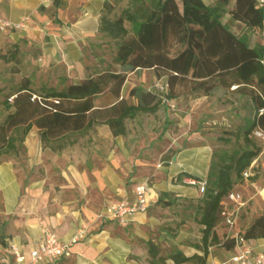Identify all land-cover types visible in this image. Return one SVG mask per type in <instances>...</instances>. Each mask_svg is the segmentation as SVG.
Wrapping results in <instances>:
<instances>
[{"label":"crops","instance_id":"0c3cea01","mask_svg":"<svg viewBox=\"0 0 264 264\" xmlns=\"http://www.w3.org/2000/svg\"><path fill=\"white\" fill-rule=\"evenodd\" d=\"M62 1L64 5L54 10L50 8L51 0H0V18L13 26L0 31V54L18 50L23 66L21 73L11 74L12 77L39 80L51 72L50 78L55 81L69 77L78 83L87 75L88 50L95 47L93 41L99 35V17L105 0ZM40 6L45 10L40 11ZM252 30L264 32V26ZM256 45L264 47L260 43L251 46ZM33 65L38 69L35 78L28 74V67ZM58 71H63V76ZM94 106L97 107L95 100ZM87 133L93 134L85 136L84 144H79L78 137L82 135L76 136L73 145L49 155L38 129L33 127L23 142L29 158L27 170L19 169L13 158L1 161L0 234L5 246L0 243V264H17L8 250L11 243L20 250L21 264H31L29 253L37 248L46 229L55 232L59 240L68 241L81 226L86 227V235L72 246L71 256L36 264H174L163 249L168 245L171 223L163 216V204L157 200L162 198L167 203L169 198L179 201L180 197H195V189L172 184V179L187 173L181 182L185 183L190 176L204 177L205 162L199 170L195 164H183L184 160L177 156L157 168L149 155L133 153L131 146L137 145L136 140L129 143L123 136L114 137L104 124L94 125ZM146 181L151 205L145 213L136 214L122 225L106 217L109 204L124 198L133 201L135 186ZM262 188L259 194L264 191ZM258 209L263 212L249 214L244 227L264 213V203ZM253 213H257V208H253ZM197 226L201 231L202 226ZM221 230L225 229L216 228L219 237ZM181 236L185 237L179 232L170 237L177 248L170 246L168 255L175 252H181L183 257L202 255L196 245H179ZM248 245L256 253H264V238L251 240ZM150 247L157 251L154 258ZM241 248L237 245L231 251L223 249L226 255L220 257L210 247L205 264H225Z\"/></svg>","mask_w":264,"mask_h":264},{"label":"trees","instance_id":"16d2710c","mask_svg":"<svg viewBox=\"0 0 264 264\" xmlns=\"http://www.w3.org/2000/svg\"><path fill=\"white\" fill-rule=\"evenodd\" d=\"M121 1H104L98 27L100 36L114 41L113 63L121 70L103 69L82 76L78 83H73L69 77L55 81L48 77L32 80L21 76L20 89L12 95L11 102L4 101L6 109L13 111L0 123V163L12 158L10 155H18L19 149H25L24 139L33 127L38 129L41 142L56 144L51 146L54 152L73 145L76 136L85 134L97 124L106 125L114 137L125 136L126 120L138 114H155L164 104L162 96L167 100L175 99L179 86L189 89L195 97L210 95L220 87L235 86L254 108L252 118L246 121L242 131L244 141L251 145L249 137L253 132L264 133V47L251 46L245 35L236 34L222 22L227 12L239 27L262 29L264 5L257 6V0H214L213 5L203 0H128L130 6L116 11V4ZM63 5L62 0H51L50 8L55 10ZM39 10L44 11V6ZM0 59L6 64L21 66L14 74L21 73L18 50L1 53ZM86 64L87 72L91 65L89 57ZM143 70L152 71L155 80L165 81L168 89L160 96L141 86L132 87L128 97L134 98L136 103H128L121 96L127 75ZM43 80H51L54 88H45L47 84L44 83L40 85L41 96L31 99L36 95L32 82ZM103 93L114 99L113 104L95 107V98ZM259 152V149L247 148L218 155L205 180L204 192L194 206V219L202 226V236L195 248L202 255L183 257L175 252L170 257L174 264L192 261L205 264L213 245H221L228 251L235 249V236L222 240L216 228L223 224L220 213L226 206V199L234 185L245 179L244 173L252 169L251 163ZM184 175L187 176L179 175V181ZM257 177L255 174L248 179L254 182ZM157 203L171 205V202L164 203L162 198ZM237 235L247 242L264 238V213L239 229ZM0 243L5 246L2 234ZM149 252L153 258L156 256L157 251L152 247Z\"/></svg>","mask_w":264,"mask_h":264},{"label":"rangeland","instance_id":"374dc122","mask_svg":"<svg viewBox=\"0 0 264 264\" xmlns=\"http://www.w3.org/2000/svg\"><path fill=\"white\" fill-rule=\"evenodd\" d=\"M204 2L207 5H213L215 1L204 0ZM128 5L130 6V1L123 0L116 4V11ZM222 22L235 33L239 32L241 35H245L250 45L259 43L264 45V32L242 29L230 20L227 12L223 14ZM93 45L95 47L88 50L91 65L87 70V74L93 75V73H98L103 69L121 70L119 65L113 63L115 53L113 40L105 35H98L93 41ZM19 67L21 66L6 64L0 59V123L9 112L13 111V109H6L4 101L11 102L12 95H15L14 93L20 89V85L23 83L18 75L14 77L11 75ZM35 68L37 67L34 65L28 67V74L31 78L38 75V69ZM51 74V72L48 74L49 78L52 77ZM58 74L63 76V71H58ZM74 80L77 81L78 79L74 78ZM155 81L152 71L143 70L134 75L128 74L122 87L121 96L128 103H133L135 101L127 97L128 89L133 86H141L156 92L154 88ZM44 83L47 85H44ZM52 83L51 80L48 82L46 80L33 81L32 91L36 95H33L31 99L37 100L36 96H41L40 85H44L45 88L47 86L53 87ZM55 87L57 88L59 85ZM177 90L178 96L161 105L155 114H138L134 119L126 120L127 133L123 137L129 143L136 140L137 145L131 146L134 149L133 153L135 155L138 153L149 155V159L157 165V168L169 163L171 158L177 156L184 160L183 164H195V167L199 170L205 162L206 174L204 177L197 176L198 180H195L196 182L206 180L211 165L217 160L219 154L233 151L241 152L247 148L260 150L257 158L251 163L250 168L252 169H247L245 172L249 177L256 174L258 176L257 180L252 182L248 179L249 177H245L243 181L237 182L230 194L234 196L235 200H232L229 195L225 201L228 212L232 214L235 223L230 228L223 220L220 228L225 230H221L220 238L224 240L237 234L238 230L245 226V220L249 214L256 215L263 212V209L259 210L258 208L263 206L264 191L261 194L258 191L261 192L264 186V134L258 135L256 131L253 132L249 137L251 145H247L244 141L242 131L246 121L252 118L254 108L246 96L235 90V86L229 89L220 87L210 95L200 94L198 97H195V94L190 93L189 89L185 87L179 86ZM113 102L114 99L108 93H103L95 98V105L101 108H105ZM91 134L87 133L78 137V139L80 138L79 144H84L85 136H91ZM55 145V143H45L43 148L47 150L46 154L52 155L53 152L50 148ZM10 157L19 163V169L27 170L29 158L26 149H19L18 155H10ZM3 158L6 157L1 159ZM179 175L177 174L172 179V184H180L186 188L192 187L197 193L195 192V197H180L178 198L179 201H177V198H169L171 205L168 209L167 206H163V216L168 218L166 220L171 223L168 227L170 237H175L176 234L182 232L185 237L181 236L179 245L193 247L201 239V231L194 219V206L202 194L198 185L188 183L190 178H186L185 183H183L179 181ZM240 203H243V205L240 206ZM254 207L257 208V213H253ZM177 222H180L178 226L176 225ZM170 237L167 240L168 245L163 248L165 252L167 251V255L165 253L167 257L173 255H168L170 246L174 249L177 248L171 242ZM223 249L220 245H213L210 250L214 254L223 257L226 255Z\"/></svg>","mask_w":264,"mask_h":264},{"label":"built area","instance_id":"2783aa9c","mask_svg":"<svg viewBox=\"0 0 264 264\" xmlns=\"http://www.w3.org/2000/svg\"><path fill=\"white\" fill-rule=\"evenodd\" d=\"M263 5L264 0H257V6ZM10 27L13 26L0 18V31H4ZM154 88L156 92H153L158 93L161 96L167 91L168 84L163 80H158L155 81ZM162 99L163 103L168 101L163 96ZM256 134L263 135L264 133L256 131ZM244 177H248L246 173H244ZM188 183L191 185H198L201 194L204 192L206 184L205 180L196 182L195 179L190 178ZM149 189L150 186L148 181L136 185L134 189V200L130 202L124 198L118 202L109 204L106 208V217L122 225L130 222L136 214L145 213L151 205L149 200ZM230 197L232 200H235L233 195H230ZM242 205L243 203H240V206ZM220 214L224 218L226 224L232 228L235 223V219H232V214L228 212L227 206L222 208ZM85 235L86 227L81 226L68 241H61L55 232L50 229H46L37 248L33 249L29 253L30 263L36 264L43 260H58L60 258H67L71 256L72 246L83 239ZM234 236L237 242L236 246L239 245L242 248L237 253L231 255L228 262L225 264H264V253L254 252L253 248L248 245L247 241L237 234ZM9 251L13 254L16 263L21 264L23 257L18 247L11 243L9 244Z\"/></svg>","mask_w":264,"mask_h":264}]
</instances>
